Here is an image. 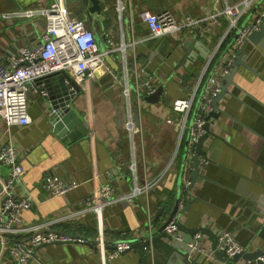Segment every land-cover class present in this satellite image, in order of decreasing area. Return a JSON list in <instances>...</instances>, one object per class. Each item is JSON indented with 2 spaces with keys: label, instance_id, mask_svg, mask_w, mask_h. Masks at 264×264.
Listing matches in <instances>:
<instances>
[{
  "label": "crops",
  "instance_id": "1",
  "mask_svg": "<svg viewBox=\"0 0 264 264\" xmlns=\"http://www.w3.org/2000/svg\"><path fill=\"white\" fill-rule=\"evenodd\" d=\"M118 1L102 0L103 10L99 15L89 11V1L86 4L85 0H65L69 12L84 19L102 44H107L103 39L105 33H111L116 42L124 41L128 60L132 57L129 42L133 38L149 36L148 27L138 18L140 9H169L177 18L184 13L197 17L226 2L122 0L124 9L120 10ZM47 2L0 0V60L7 62L11 50L37 41L39 38L35 34L38 35L45 24L41 16L23 20V16L4 18L3 13ZM261 2L263 0H258L257 4ZM226 25L227 19L221 18L214 27L211 41L200 34L203 47H186V52L184 43L195 37L199 26L182 34L181 42L171 35H164L138 44L137 59L145 68L155 71L156 79L164 86L160 100L146 101L140 120L134 118L140 123L142 133L130 135L126 130L121 87L113 84L110 75L88 80L74 95L72 104L84 117L88 129L71 143H66L53 131L47 113L51 110L50 102L41 94L29 95L30 124L7 126L0 116V135L14 137L25 167L24 182L33 198L32 205L22 212L24 220L33 225L47 222L43 229L91 237L86 244L49 243L42 246L36 250L30 264H228L230 258L226 256V262L219 259L207 235H202V250L193 251L186 263H183V251L177 252L174 259H168L169 250L164 238L152 240L167 220L175 199L185 196L181 181L183 146L176 152L177 128L166 123L164 117L173 100L184 95V83L190 80L191 87ZM185 53L186 57L180 63ZM245 54L246 62L253 69L240 68L234 77L238 86L229 84V92L219 101L224 112L213 118L212 133L203 145L206 160L199 163L200 175L193 187L188 188V198L193 201L178 221L189 227L207 226L214 232L219 229L232 231L245 251L251 252L264 249V49L254 44ZM122 55L123 52L118 51L112 56L119 62L118 70L111 66L115 72L124 67ZM53 88L57 94L60 83L54 84ZM132 163L136 164L135 172ZM9 171L8 165L0 163V178H7ZM161 173L160 182L134 200L104 204L98 211H83L86 196L104 183L125 193ZM127 174L129 178H126ZM50 176L76 180L81 185L65 195L49 196L43 181ZM21 191L20 186L18 192ZM1 201L0 194V204ZM159 208H162L160 214ZM149 221L155 233L145 247L142 244L148 239ZM99 234L105 237L108 252L120 239L130 241L133 247L115 258L106 259L95 243ZM244 261L240 258L237 264ZM0 264L13 262L3 254Z\"/></svg>",
  "mask_w": 264,
  "mask_h": 264
},
{
  "label": "built area",
  "instance_id": "2",
  "mask_svg": "<svg viewBox=\"0 0 264 264\" xmlns=\"http://www.w3.org/2000/svg\"><path fill=\"white\" fill-rule=\"evenodd\" d=\"M47 1L43 5L3 13L4 18L41 16L45 19L44 27L38 35L35 34V37L39 38L37 41L19 45L11 50L7 62L0 60V116L7 126L30 124L32 117L29 113V95L37 93L47 97L48 91L42 79L48 74L63 72L78 88L88 80L102 78L105 75L112 76L113 84L121 87L120 97L125 104L126 130L130 135L142 133L140 123L134 119L135 114L138 113L141 117L140 114L146 103L144 97L153 94L160 84L156 79L155 71L145 68L137 59L138 44L164 35H171L181 42L182 34H186V31L188 34L196 26H199L201 36L211 41V36L215 34L214 27L221 18L227 19L226 27L212 45L208 59L197 78L192 81L191 87L190 80L184 83V95L173 100L164 117L166 123L177 128L176 152L183 146L181 181L185 196L180 201L179 208H184L185 198L190 195L188 188L192 183L191 174L194 170L193 161L197 154V142L208 132L205 124L207 122H211V126L213 124L211 116L214 112L213 102L221 92L223 77L233 69L239 51L248 42L251 33L259 30L264 23V0L258 3L259 5L258 0H226L224 5L213 6L211 10L197 17L184 13L177 18L169 9L158 11L142 8L137 15L148 27L149 36L144 39L133 38L129 42L132 47V57L129 60L126 55L127 45L124 41L116 42L111 33H105L103 39L107 44H101L96 38L95 30L89 28L84 19L73 16L69 12L65 0ZM117 4L120 10L124 9L122 0H119ZM118 51L123 52L124 67L120 72H115L107 62L106 55L113 56ZM77 91L75 86L70 88L72 96ZM54 112L55 110L51 109L47 113L52 115ZM199 160L201 163L206 160V157L200 155ZM0 163L10 167L8 177L0 178L2 184L0 246L1 253L9 256L13 264H26L29 259L35 258L37 246L43 243H89L87 238L82 236L43 229L47 222L33 225L24 220L22 212L32 205L33 198L25 185V167L21 161L19 147L12 135L5 137L0 135ZM131 167L135 172L136 164L132 163ZM162 174L150 178L141 186L136 184L133 189L125 193L117 192L113 185L104 183L92 194L86 196L82 204L83 211H98V208H102L104 204L134 200L136 196L148 193L160 182ZM43 182L49 196L65 195L81 185L76 180L67 181L55 176L47 177ZM20 186L22 191L18 192ZM98 204L100 206H97ZM180 217L181 213L178 212L164 228L176 240L183 239V232L177 225ZM149 230L152 231L150 221ZM21 234L27 236H17ZM216 234L217 248L227 257L230 258L245 251V247L232 231L219 229ZM18 237L19 240H16ZM201 237V233L198 232L189 243L193 251L202 250L199 242ZM95 243L98 249L103 251L106 259L119 256L131 245L130 241L120 239L108 252L106 239L102 234L96 237ZM258 258L264 262V254ZM257 260L246 259L242 264H260Z\"/></svg>",
  "mask_w": 264,
  "mask_h": 264
},
{
  "label": "water",
  "instance_id": "3",
  "mask_svg": "<svg viewBox=\"0 0 264 264\" xmlns=\"http://www.w3.org/2000/svg\"><path fill=\"white\" fill-rule=\"evenodd\" d=\"M85 1L91 2V5L89 6L90 12H93V13L96 12L99 15L102 13V10H103L102 0H85ZM89 2H87L86 4H88ZM200 38H201L200 31L196 29L195 37L188 39L184 43V46H183L184 51L186 52L188 47L192 48V47H195V45H197L199 48L203 47V44L200 42ZM254 44H258L264 49V23L261 25L259 30H256L251 33L247 44H245V46L242 49H240L233 69L231 70L229 74L223 77L221 92L216 96L213 102L214 112L211 114L213 118L219 117V113L224 112L220 108L219 101L229 92L228 90L229 84L233 83L237 85V83L234 82V77L236 73L239 71V69L242 67H246L247 69H253L246 62L247 57L245 53H246L247 48L252 47ZM185 57H186V53L181 58L180 63H182ZM106 60L110 66H112L116 70L119 69L118 60H114V58L110 54L106 55ZM42 81L45 83V89L48 91V96L46 97V99L49 100L50 102V106H51L50 108L55 110V112L52 115H50L48 119L50 126H52L53 131L56 132L59 136H61L66 143H71L72 141L77 140L80 136L85 134L88 129V126H87V123L84 117L81 116V114L74 108L72 104V99L74 96L70 94V88L72 86H75L76 89L78 90L79 89L78 86L74 84V82L69 77H67L66 74L63 72H54V73L48 74L42 79ZM56 83H60V87H61L60 91L57 94L53 88V85ZM163 90H164L163 85L158 86L157 90L153 94L146 95L144 97L145 101L149 103L158 102L161 98ZM135 117L137 118V121L140 120L138 113L135 114ZM205 127L207 128L208 132L199 138L197 142V146H196L197 154L194 157V161H193L195 168L191 174V178H192V183L190 185L191 187H193L194 183L197 180V177L200 175L199 156L204 155L205 157H207L206 151L203 145H204V141L212 133L211 122H207L205 124ZM1 189H2V184L0 181V192H1ZM245 194H247L246 191H245ZM249 196H252V195L249 194ZM181 200H182L181 196L175 199L173 207L169 211L167 220L157 230V233L159 234L157 236H153V233H155V231L147 232L146 235L148 239H146V241L142 245L146 247L150 243V236H153L152 240L164 238L163 240H165V245L169 250L168 255H167L168 259L169 260L174 259L177 256V252L183 251L182 253L183 258H184L183 263H186L189 260L191 253H193V249L189 243L193 240L194 235L199 232L201 233V235H207L210 237L211 242H212V246H211L212 250H214L215 254L217 255L219 259L226 262L225 253L217 248V242H218L217 234L211 228L207 226L189 227L183 222H180L179 220L177 223L178 228L181 232L184 233L182 240L174 239L172 235L168 234L164 230L166 224L178 212L182 214L184 211L188 210L190 203L193 201V198L192 199L185 198L186 206L182 209L179 208ZM160 212H162V208H159L158 213L160 214ZM202 240H203V237L199 239V242H202ZM55 243L64 244L65 242H55ZM46 245H49V244L43 243L37 246L36 250ZM132 247H133V244H131L127 250H129ZM263 254H264V249H257L251 252L244 251V252L237 253L234 256L230 257V260L227 261V263L237 264L238 260L240 258H243L245 260L246 259H258L257 260L258 263L264 264V262L259 260L258 258L259 256ZM0 255H3L1 253V246H0ZM31 261L32 259H29L26 264H30Z\"/></svg>",
  "mask_w": 264,
  "mask_h": 264
},
{
  "label": "rangeland",
  "instance_id": "4",
  "mask_svg": "<svg viewBox=\"0 0 264 264\" xmlns=\"http://www.w3.org/2000/svg\"><path fill=\"white\" fill-rule=\"evenodd\" d=\"M24 19H26V18L23 17V20H24ZM19 20H22V19H19ZM177 89H178V88H176V92H177ZM178 92H179V91H178ZM124 130H125V129H124ZM126 178H129V175H128V174L126 175Z\"/></svg>",
  "mask_w": 264,
  "mask_h": 264
},
{
  "label": "trees",
  "instance_id": "5",
  "mask_svg": "<svg viewBox=\"0 0 264 264\" xmlns=\"http://www.w3.org/2000/svg\"><path fill=\"white\" fill-rule=\"evenodd\" d=\"M27 7H28V6H27ZM87 239H88V240H90V239H91V237H87Z\"/></svg>",
  "mask_w": 264,
  "mask_h": 264
}]
</instances>
